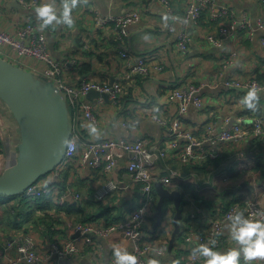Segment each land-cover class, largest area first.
Masks as SVG:
<instances>
[{"label": "crops", "instance_id": "0c3cea01", "mask_svg": "<svg viewBox=\"0 0 264 264\" xmlns=\"http://www.w3.org/2000/svg\"><path fill=\"white\" fill-rule=\"evenodd\" d=\"M3 1L4 6L0 7V29L14 32L26 22L39 21L35 13L36 6L26 8L19 0ZM168 1L169 8L166 9L160 0H78L76 7L72 10L74 23L71 26L60 24L47 27L50 53L62 61L60 64L61 76L70 83L77 84L82 77L102 82L119 80L128 61L120 56V52L124 50L130 52V59L141 55H152L153 63L158 61L164 65L162 70L152 72V74H138L135 81L126 87L127 92L122 95L121 101H118L116 106L110 102L107 95L102 96L101 101H97L98 96H82L80 104L89 100L94 104L95 120H86L81 112L77 119L76 112L74 123H77L80 147L83 146V142L104 135L133 137L136 134L150 138L151 146L161 147L165 129L151 118L138 116L137 123L129 122L132 128L129 133H125V129L120 125V118L128 111H133L136 116L141 108L151 106L156 108L157 114L170 118L177 110L176 102L169 96L170 89L180 82H190L199 87L201 106L191 104L183 116V120L194 127V133L197 135L206 132L205 126L208 122L213 129L211 135H214L223 126L235 123L239 118L244 126H248L254 117L259 116L264 121V91L260 93L258 107L254 111L243 103L246 93L244 88L230 87L225 84L227 79L245 81L253 75L259 77L258 79H264V50L259 41L261 31L255 24L258 16H264L262 1L214 0L215 3L229 5L233 12L229 20H234V18L240 20L247 17L251 27L231 30L222 35L219 33L220 23L210 20L208 14L203 12L198 21L187 22L188 40L185 53L177 49L176 40L179 31L183 29L185 11L192 0ZM41 2L43 0H39V3ZM54 2L60 9L64 0H54ZM128 8L140 10L142 19L129 26L128 34L123 40L118 39L111 29L96 27V11L104 16L117 14ZM210 34L218 38L220 42L218 44L211 42L207 38ZM11 53L14 55L13 52ZM229 56L230 62L224 67L225 63L223 64V62ZM17 65L31 70L41 77H43L41 70L46 66L44 62L29 55L23 56ZM226 118L229 120L226 121ZM90 125L96 128L95 132L91 131ZM18 141V125L8 108L0 100V172L14 162ZM223 143L216 145L220 149V155L216 159L222 154L229 156L222 158L219 166L227 159L235 158L231 163L238 160L243 161L242 163L248 164L257 171L229 175L227 185L223 186L218 183L222 177L217 179L216 184L208 182L209 186L206 188L210 190L208 192H204L206 189L202 187V184L206 183L201 182L195 187L200 195L198 198L191 196L188 192L182 193L183 189L180 185L192 183L196 180V173L190 172L187 179H182L181 173L184 165L177 162L175 155L172 154L160 160L154 171V175L158 178L168 169L178 170V175L171 180L168 187L179 189L182 193L184 201L182 203L181 228L183 231L187 227V220L193 221L196 224L194 226L199 230L207 228L214 206L211 201H215L216 197L219 201L222 200V197L232 198L238 190L251 199L264 197V142L254 138L250 133L239 141L230 144ZM126 161L127 157L122 156L111 173V177L121 185H128L131 182L125 168ZM231 163L224 170H227ZM217 168L211 171L209 178L205 179L212 180V175H216ZM79 171L81 170L77 164V158L65 160L59 168L58 178L53 180L55 182L63 180L65 186H72L81 195L78 200L68 197L67 202L74 209L67 212L64 211L66 210L65 206L63 211H59L56 218L53 217L55 213L53 208L41 209L39 212L38 208L33 205L25 207L17 195L0 198V240L18 228L32 232L39 245L41 264H115L116 247H124L131 253L130 239L123 232L116 231L107 236L90 234L94 241L90 244L85 242L84 234H76L69 230L67 218L71 217L81 223L119 222L126 211L128 212L140 201L141 197L137 187L128 185L126 188L115 191L108 200L98 202L94 199L93 192L95 185L104 181L105 177L103 176L105 175H102L98 168H82L81 174ZM236 176L241 178L238 190L231 187L229 181L236 179ZM202 177L204 176L197 175L198 180ZM217 185V189H214ZM213 191L227 193L224 196L215 193L214 200H212L211 192ZM185 210L186 212H184ZM152 212H154L153 209L148 214L146 225H144L146 232L151 237H157L158 240L164 238L168 242L162 253H149L146 257V264H148L149 258L156 254H159L158 258L162 264H175L176 261H179V264H184V256L189 252L190 246L183 239L182 229L179 226L180 230L177 232L173 244L169 245L173 224L167 228H162L159 225L154 230L155 218ZM88 214H92L93 219H88ZM72 215H76V219ZM38 217L52 225L53 230L48 232L43 225L36 224L35 220ZM228 223L229 219L223 224L221 243L218 247L220 250L226 251L230 247L237 246L236 242L231 239L227 228ZM66 237L75 238L81 252L75 254L70 260L61 262L49 252V245L52 240H63ZM99 246L100 253L96 249ZM241 264H264V261H260L258 258L248 262L241 255Z\"/></svg>", "mask_w": 264, "mask_h": 264}, {"label": "built area", "instance_id": "2783aa9c", "mask_svg": "<svg viewBox=\"0 0 264 264\" xmlns=\"http://www.w3.org/2000/svg\"><path fill=\"white\" fill-rule=\"evenodd\" d=\"M19 1L26 8L39 4V0ZM261 1L264 4V0ZM160 2L163 3L166 9L169 8L168 0H160ZM203 12L208 14L210 20L220 23L219 33L222 35L231 30L251 27L247 17H243L240 20L235 18L234 20H229L233 12L229 5L225 3H215L214 0H192L185 11L183 29L179 31L176 40V47L180 52L185 53L187 51V22L191 20L198 21ZM141 19L140 10L133 8L104 16L98 11L95 12L96 27L111 29L114 35L122 40L128 34L129 26L138 23ZM39 22H26L14 32L0 29V57L15 64L20 62L23 56L27 55L44 62L46 66L41 70L43 78L52 81L58 89L64 91L69 109L71 111L75 109L77 112L79 108L81 115L86 120H95L94 104L90 100L80 104V98L90 90L106 93L110 102L116 106L118 101H121L122 95L127 92L126 87L135 81L138 74H152V72L160 71L164 67L161 62L153 63L152 55H141L135 59H130V52L124 50L120 52V56L128 61L125 71L119 80L102 82L82 77L77 84L67 82L61 76L60 64L62 61L50 53L47 28L39 29ZM255 24L261 31L259 41L264 50V16H258ZM207 38L215 44L220 42L218 38L211 34ZM229 62L230 56L223 62V64L225 63L224 67ZM225 84L230 87L244 88L245 92L253 86L264 89V79L259 80L255 75L245 81L227 79ZM198 91L199 87L190 82H180L171 88L169 96L171 100L176 102L177 110L170 118L157 114L154 106L141 108L136 116L133 111H128L126 115L120 118V125L125 129V133H129L132 130L129 122L137 123L139 120L138 116L151 118L165 129L161 139L163 142L161 147L151 146L150 138L138 134L133 137L127 135L117 137L104 135L83 142V146L80 147L77 131L72 132L63 160L77 158V164L81 170L79 171L80 174L83 172L82 168L89 167L98 168L101 170L100 173L105 175L103 176L105 177L104 181L95 185L94 199L98 202H104L115 191L126 188L128 185H135L140 194L141 203L135 204L127 212L126 217L119 222L108 224L81 223L68 217L67 225L70 231H78L84 234L85 242L90 244L94 242L90 234L107 236L116 231H121L130 239L131 253L136 256V264H146L147 255L152 252L162 253L168 242L164 238L158 240L151 237L143 228L146 225L148 214L152 209L156 210L157 195L154 193V184L159 180L165 186H169L171 180L178 175V170L174 168L168 169L167 172L162 173L157 178L154 175V171L159 161L172 154L175 155L180 165L200 163L206 158L216 159L220 155V149L216 146L218 143L230 144L247 137L250 133L254 138L261 139L264 142V121L259 116L254 117L248 126H244L239 118L237 122L223 126L214 135H211L213 129L208 122L205 126L206 132L204 134H195L194 127L185 122L183 116L187 113L191 104L201 106L202 102ZM101 100L102 96H98L97 101ZM72 118L74 121L75 115ZM228 120L229 118H226V121ZM122 156L127 157L125 168L131 180L128 185H121L111 177V173ZM63 162L54 170L37 178L21 195L30 198L50 195L51 199L59 204L67 202L68 197L78 200L81 195L77 189L69 185L62 188L53 181L58 178L59 168ZM248 171L254 172L257 170L247 165L242 166L240 173ZM240 180L241 178H239L237 184H240ZM216 209L217 212L211 217L205 230L200 231L188 227L183 231V239L190 246L189 252L184 256V264H203L204 258L200 257L194 249L197 248L198 244L209 243L213 239L217 242L214 247L218 248L221 243L224 222L238 210H243L245 215L248 216H257L260 213H264V197L260 199L244 197L242 201L233 202L226 209H222L221 206ZM164 216H168L172 222V211L170 209L166 210ZM164 216L160 227L167 228L171 224H166L167 220ZM96 249L100 253V246L96 247ZM38 250L39 245L32 232L15 229L0 240V264H41ZM49 252L54 254L59 261L64 262L70 260L75 254L80 253L81 249L75 238L66 237L63 240L51 241Z\"/></svg>", "mask_w": 264, "mask_h": 264}, {"label": "water", "instance_id": "95a60500", "mask_svg": "<svg viewBox=\"0 0 264 264\" xmlns=\"http://www.w3.org/2000/svg\"><path fill=\"white\" fill-rule=\"evenodd\" d=\"M86 95L96 97L107 94L90 90ZM0 100L14 117L19 129L16 158L0 172V196L21 195L37 178L54 170L62 162L70 136L78 127L71 116L64 91L52 81L2 57ZM79 113L78 108L77 119ZM234 160L227 159L215 174L226 169ZM154 188L157 194L154 230L165 214V201L171 200L174 207L173 230L169 239V245H172L179 231L183 196L179 189L169 188L159 180Z\"/></svg>", "mask_w": 264, "mask_h": 264}, {"label": "clouds", "instance_id": "9594fccd", "mask_svg": "<svg viewBox=\"0 0 264 264\" xmlns=\"http://www.w3.org/2000/svg\"><path fill=\"white\" fill-rule=\"evenodd\" d=\"M77 3L78 0H64L62 7L58 9L54 0H43L35 7L37 19L40 21L39 29L43 30L49 25L67 24L71 26L74 23L72 10ZM262 91L264 89L256 86L249 88L243 99L246 107L255 111ZM90 128L91 131H96L94 126L90 125ZM239 185L234 187L238 190ZM227 228L231 239L236 242L237 246L230 247L226 251L220 250L214 247L217 243L214 239L209 243L198 244L194 251L204 258L203 264H241V255L248 262L258 258L264 261V213L248 216L243 210H238L229 217ZM158 257L159 254L150 257L148 264H162ZM115 264H136V256L126 248L118 246L115 249ZM175 264H179V261Z\"/></svg>", "mask_w": 264, "mask_h": 264}, {"label": "trees", "instance_id": "16d2710c", "mask_svg": "<svg viewBox=\"0 0 264 264\" xmlns=\"http://www.w3.org/2000/svg\"><path fill=\"white\" fill-rule=\"evenodd\" d=\"M259 80H261V79H259ZM70 113H71V116L73 117L75 115V113H76V110L75 109L72 110V111L70 110ZM228 156H229L228 154H225V155L222 154V156H220L218 159L206 158L204 161H202L200 163H195V164H189V163H187V164H184V168L182 169V173H181L182 179H187V177L191 174L190 172H195L196 173L195 174L196 175L195 176L196 180H194L190 184H187V183L184 184L183 183L182 185H180V186H182V189H183V192L182 193L188 192L191 196H195L196 198L200 197V195L196 191L195 187H197L206 177L209 178L211 176V173H212L211 171L215 170L221 164L222 158H226ZM199 174H200V176H204L200 180L197 179V175H199ZM55 184L62 185L61 186L62 188L65 187L63 180L62 181H59V182L56 181ZM154 193L156 194L155 190H154ZM211 193H212L211 194V199L214 200V196L216 195L215 193H218V192H214L213 191ZM226 193L227 192H225L223 194V196ZM17 196H19L17 198L19 199V201L21 202V204L23 206L29 207V206H32L33 205L36 208H38L37 211H39V212H41V209L42 210H49L50 208H55V213L53 215V217H55V218L57 217V214L60 213L59 211H63L64 210L63 208H65V206H66V208H65L66 210H64V211H67V212L73 208V206L70 207V203L69 202H65L64 204H59V203L54 202L51 199L50 195L33 197V198H28V197H25L24 195H17ZM232 196H233V194H232ZM244 197H247V196H245L242 193V191H240V190H238L237 193L232 198L231 197H222V200L219 201V205H217V206L214 205L213 206V209L211 211V214L214 215L217 212V209H216L217 207L221 206L222 209H226V208H228L230 206L231 203H233V202H240V201H242L244 199ZM0 198H5V196H0ZM183 201H184V199H183ZM183 201H182V203H183ZM138 203L139 204L141 203V199H140V201ZM171 204H172V201L171 200H166L165 201L164 206H163L164 212H166L167 209H170L171 211L174 210V207L173 206L172 207L169 206ZM126 214H127V211H126V213H125V215L123 216L122 219H124L126 217ZM73 218L76 219V215L73 216ZM89 218L93 219V215L92 214H88V219ZM182 220H183V216H181L178 219V223H179L180 229H182L181 228L182 227L181 226V221ZM35 222H36V224L39 223L40 225H43L45 228H47V231L48 232H51V230H53L52 225H50L47 221L42 220V218H40V217L36 218ZM186 225H187V227H185V229L188 228V227H191L193 229H197L194 226L196 224L193 221L190 222V221L187 220L186 221ZM142 227H143V225H142ZM34 228L35 229H38L37 227H34ZM197 230H199V229H197ZM182 231H183V229H182ZM182 231H181V233L183 234ZM200 231H202V230H200ZM152 237H154V236H152Z\"/></svg>", "mask_w": 264, "mask_h": 264}, {"label": "rangeland", "instance_id": "374dc122", "mask_svg": "<svg viewBox=\"0 0 264 264\" xmlns=\"http://www.w3.org/2000/svg\"><path fill=\"white\" fill-rule=\"evenodd\" d=\"M4 6V1L2 0L1 2H0V7H3ZM65 160V159H64ZM63 160V161H64ZM62 161V162H63ZM243 162V161H242ZM241 161H235V162H233V163H231V165H230V167L227 169V170H224L223 172H221V173H218V174H216V175H212V180L211 179H204L203 181H202V183H206V184H202V187H204L205 189L209 186V184H208V182H210V184L211 183H214V184H216V181H217V179L218 178H221L220 180H219V184L221 185V186H223V185H227V181H228V176L229 175H237V174H239L240 173V171H241V168H242V166H247L245 163H242ZM224 175V176H223ZM224 177H226V179L224 178ZM234 177V176H233ZM214 178V179H213ZM238 178H239V176H236V179H230L229 181H230V186L231 187H234V186H236L237 184H236V182H237V180H238ZM214 184H212V185H214ZM217 187H218V185L217 186H215V188L214 189H217ZM208 191H210V190H208V189H206L204 192H208ZM218 193L219 194H224L225 193V191H221V192H219L218 191ZM28 198H30V197H28ZM211 203H212V205H215V206H217V205H219V199H218V197H216L215 198V201H211ZM54 210H55V208H53ZM184 212H186V210L184 211ZM155 213V211L154 212H152V215ZM211 216H213L212 214H210ZM165 217V219L167 220V222H166V224H168V223H170L171 225H172V222H171V219H169V217L168 216H164ZM192 218V217H191ZM170 226V225H169Z\"/></svg>", "mask_w": 264, "mask_h": 264}]
</instances>
